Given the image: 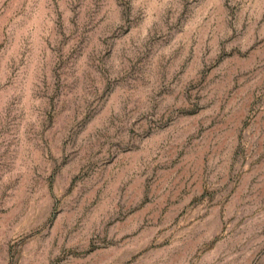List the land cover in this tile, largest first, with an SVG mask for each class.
<instances>
[{"label": "rangeland", "instance_id": "obj_1", "mask_svg": "<svg viewBox=\"0 0 264 264\" xmlns=\"http://www.w3.org/2000/svg\"><path fill=\"white\" fill-rule=\"evenodd\" d=\"M0 264H264V0H0Z\"/></svg>", "mask_w": 264, "mask_h": 264}]
</instances>
